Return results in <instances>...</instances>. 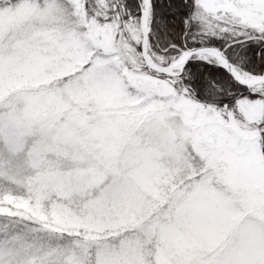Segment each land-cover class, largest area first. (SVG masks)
<instances>
[{
    "label": "snow or ice",
    "instance_id": "6c2138e0",
    "mask_svg": "<svg viewBox=\"0 0 264 264\" xmlns=\"http://www.w3.org/2000/svg\"><path fill=\"white\" fill-rule=\"evenodd\" d=\"M0 264H264V0H0Z\"/></svg>",
    "mask_w": 264,
    "mask_h": 264
}]
</instances>
